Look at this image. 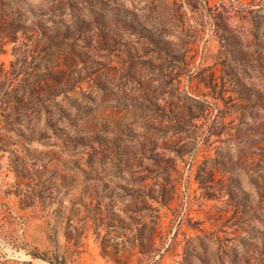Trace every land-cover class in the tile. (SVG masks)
Masks as SVG:
<instances>
[{
	"label": "rangeland",
	"instance_id": "1",
	"mask_svg": "<svg viewBox=\"0 0 264 264\" xmlns=\"http://www.w3.org/2000/svg\"><path fill=\"white\" fill-rule=\"evenodd\" d=\"M2 69L0 264H264V0H0Z\"/></svg>",
	"mask_w": 264,
	"mask_h": 264
},
{
	"label": "trees",
	"instance_id": "2",
	"mask_svg": "<svg viewBox=\"0 0 264 264\" xmlns=\"http://www.w3.org/2000/svg\"><path fill=\"white\" fill-rule=\"evenodd\" d=\"M9 73L8 72H6V73H4V70L2 69L1 71H0V82H1V80H3V77L5 78V77H9V75H8ZM32 255L34 256V257H36V258H40L42 255L40 254V253H37V252H32Z\"/></svg>",
	"mask_w": 264,
	"mask_h": 264
}]
</instances>
